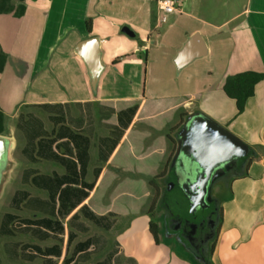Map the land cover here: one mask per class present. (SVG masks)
I'll use <instances>...</instances> for the list:
<instances>
[{
	"label": "crops",
	"instance_id": "crops-1",
	"mask_svg": "<svg viewBox=\"0 0 264 264\" xmlns=\"http://www.w3.org/2000/svg\"><path fill=\"white\" fill-rule=\"evenodd\" d=\"M183 14L158 27L155 0H10L0 14V109L14 143L0 190L5 261L146 262L135 239L156 245L149 180L167 164L158 183L170 179L169 130L177 148L184 121L202 112L252 148L225 197L212 264H264V80L237 117L224 91L231 76L264 73V0L221 22ZM196 36L203 55L179 67ZM14 222L25 241L5 237Z\"/></svg>",
	"mask_w": 264,
	"mask_h": 264
},
{
	"label": "water",
	"instance_id": "water-1",
	"mask_svg": "<svg viewBox=\"0 0 264 264\" xmlns=\"http://www.w3.org/2000/svg\"><path fill=\"white\" fill-rule=\"evenodd\" d=\"M123 32L134 36L127 27ZM198 46L200 41L196 36L180 53L179 67L203 55V48ZM92 72L96 81L100 68ZM13 146L8 136L0 135V190L12 165ZM251 155L252 148L248 144L211 117L202 112L189 115L179 132L176 154L171 165L177 177L176 184L188 200L189 213L196 214L212 208L209 194L215 179L240 163L241 171L244 170V164Z\"/></svg>",
	"mask_w": 264,
	"mask_h": 264
},
{
	"label": "rangeland",
	"instance_id": "rangeland-1",
	"mask_svg": "<svg viewBox=\"0 0 264 264\" xmlns=\"http://www.w3.org/2000/svg\"><path fill=\"white\" fill-rule=\"evenodd\" d=\"M247 0H183L182 12L184 18L186 15H195L197 17H205L214 22H221L233 17L239 12ZM170 16V18H172ZM168 26V25H166ZM169 166V164H167ZM245 165V164H244ZM168 170V167H167ZM241 170H236L232 167L213 182L210 188V203L214 205L217 210L223 208L225 197L231 192V184L233 178L239 174ZM172 182L161 183V194H167V197L160 200L158 205L156 221L159 224L160 243L154 245L152 248H147L145 242L140 236L135 239L137 243L135 251L138 257H147L146 262L143 260L141 264H149L148 260L152 259V264H155L158 256L161 257L170 254L176 258L183 260L188 264H212L213 250L220 233V223L217 231L206 234L200 237L197 231V226L191 219V215L180 209L177 213L175 207V200L182 203V207H186V197L181 189L169 192L172 188ZM217 192L222 196H218ZM154 198V193H153ZM8 202L0 203V264H23L19 261H5L2 252V219L6 213L10 211L7 206ZM12 224V228L5 234L9 240L25 241L26 235L23 234L22 224L17 222ZM155 242V241H154ZM131 246V244H130ZM132 247V246H131ZM160 257V258H161Z\"/></svg>",
	"mask_w": 264,
	"mask_h": 264
},
{
	"label": "trees",
	"instance_id": "trees-1",
	"mask_svg": "<svg viewBox=\"0 0 264 264\" xmlns=\"http://www.w3.org/2000/svg\"><path fill=\"white\" fill-rule=\"evenodd\" d=\"M9 2L10 0H0V14L5 11V7L8 5ZM6 61H7V55L3 51H0V73L3 72ZM263 80H264V73H257L252 71L240 73L235 76H231L227 79L224 86V91L229 98L235 101L236 109H237L236 117L242 115L245 112L248 100L255 95L256 86ZM7 131H8L7 119L3 111L0 109V135H5ZM170 131L171 130H169L168 133V139L170 140V143L173 145L172 152L174 153L176 150L175 140L171 137ZM249 158L247 159V162ZM250 163L251 160L249 164ZM167 167L168 165H166L165 170L160 175L151 178L149 180V184L154 191V198L152 200V204L147 214L150 217V232L156 244L160 243V237H159L160 227L158 222L156 221L157 206L160 203V200H162L161 186L159 185L158 180L164 177L167 171ZM187 205H188L187 211L189 213L188 202ZM220 216H221L220 218V222H221L223 218L222 209L220 210Z\"/></svg>",
	"mask_w": 264,
	"mask_h": 264
},
{
	"label": "flooded vegetation",
	"instance_id": "flooded-vegetation-1",
	"mask_svg": "<svg viewBox=\"0 0 264 264\" xmlns=\"http://www.w3.org/2000/svg\"><path fill=\"white\" fill-rule=\"evenodd\" d=\"M242 163H240L239 166L235 167L236 170H241L242 169ZM176 180L177 177L175 175L174 170L171 173V177L168 180V182H172L175 185L172 186L171 190L169 192H172L174 190H179L180 187L179 185L176 184ZM167 197V194H163L162 199L164 200ZM187 199H186V207H182V203L178 200H175V207H176V211L177 213H180V209L182 208L183 211L188 212L187 210ZM220 209L217 210V208L213 205L212 208L202 212V211H198L196 214H191V219L192 221L195 223V225L197 226V231L200 234V237H204L206 236V234H210L212 231L215 232L217 231V228L219 226L220 223Z\"/></svg>",
	"mask_w": 264,
	"mask_h": 264
},
{
	"label": "built area",
	"instance_id": "built-area-1",
	"mask_svg": "<svg viewBox=\"0 0 264 264\" xmlns=\"http://www.w3.org/2000/svg\"><path fill=\"white\" fill-rule=\"evenodd\" d=\"M160 10L158 27L169 23L170 16L181 12L183 0H155Z\"/></svg>",
	"mask_w": 264,
	"mask_h": 264
}]
</instances>
